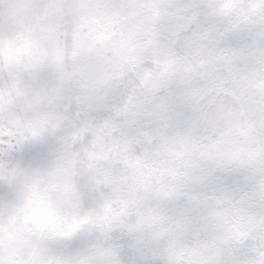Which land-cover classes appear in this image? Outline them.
Listing matches in <instances>:
<instances>
[{
  "label": "clouds",
  "instance_id": "clouds-1",
  "mask_svg": "<svg viewBox=\"0 0 264 264\" xmlns=\"http://www.w3.org/2000/svg\"><path fill=\"white\" fill-rule=\"evenodd\" d=\"M0 264H264V0H0Z\"/></svg>",
  "mask_w": 264,
  "mask_h": 264
}]
</instances>
